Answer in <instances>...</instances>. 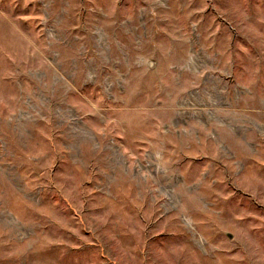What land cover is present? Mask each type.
I'll return each mask as SVG.
<instances>
[{
  "label": "rangeland",
  "instance_id": "1",
  "mask_svg": "<svg viewBox=\"0 0 264 264\" xmlns=\"http://www.w3.org/2000/svg\"><path fill=\"white\" fill-rule=\"evenodd\" d=\"M0 264H264V0H0Z\"/></svg>",
  "mask_w": 264,
  "mask_h": 264
}]
</instances>
